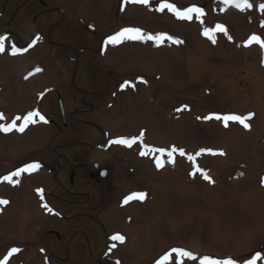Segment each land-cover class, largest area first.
<instances>
[{"label":"rangeland","instance_id":"rangeland-1","mask_svg":"<svg viewBox=\"0 0 264 264\" xmlns=\"http://www.w3.org/2000/svg\"><path fill=\"white\" fill-rule=\"evenodd\" d=\"M24 1L0 0V36H8L5 51L0 53V113L5 117L0 124L33 110L43 116L53 115L51 110L58 104L48 90L63 86L70 96L66 99L63 95L61 102L68 128L59 138L60 132L36 118L37 122L23 132L0 131V199L8 201L0 205V264L5 258L6 264H94L69 256L48 263L38 256L46 250L30 244L47 228L68 234L78 228L79 223L70 220L71 204L58 202L68 207V211L62 210V219L56 214L49 216L43 207L46 203L60 208L54 204L57 189L52 173L57 171V163L63 162L61 156L67 149H82L81 142L102 144L108 137L106 146L111 145L112 136L132 138L141 132L140 145L169 150L175 146L186 155L174 153L172 163L166 155L150 149L146 151L147 161L121 150L120 144L106 152L110 161V153L126 160L133 187L151 195L146 204H137L132 210V227L138 225V229L128 230L124 222L109 218L103 221L107 231L125 235L124 246L114 252L123 256L120 264H143L137 263L142 257L154 256L171 245L191 252L196 259L169 251L168 260L162 264H201L205 257L249 264L257 254L260 259L256 264H264V48L255 43L245 46L253 34L264 39V12L259 9L264 0H250L253 7L243 11L222 0H168L181 11L190 4L204 9L207 18H194L193 13L191 20L179 19L168 9L157 11L163 0H150L148 5L128 0H45L54 10L43 16H36L43 7L35 10V3L20 8ZM216 25L225 26L228 35L217 31L213 43L203 35V28ZM124 27H138L152 35L166 33L182 43L165 39L160 43L128 40L105 45L110 35ZM89 29L95 34L93 40ZM13 43L21 49L15 55ZM81 63L86 69L80 71L82 79L91 82L80 87L94 86L95 78H103V69L112 71L111 78L136 87H127V102L116 103L109 95L102 97L101 108L103 104L111 109L116 106L120 113L113 108L114 112L101 109L99 113L93 111L96 115H74L84 124L92 123L95 133L87 132L86 127L87 131H75L70 125L71 109L88 108L89 102L96 104V97L101 96V91L92 93L94 89L88 88L83 98L75 88L79 84L76 66ZM92 63L100 67L92 69ZM37 67L42 71L35 72ZM72 95L76 100L71 101ZM249 113L253 115L246 121L248 129L235 121H228L226 127L223 120L203 119L211 114ZM22 123L17 121L18 126ZM201 149L225 154L196 156ZM188 155L195 156V164L214 183L199 172L190 175L195 168ZM157 160L163 167L153 170L150 161ZM39 161H47L48 167L22 172L13 177L18 183L3 180ZM123 166L121 162L116 167ZM37 189H43V200ZM70 196L59 197L69 202L82 200ZM83 240L76 238V242ZM13 248L19 251L12 254Z\"/></svg>","mask_w":264,"mask_h":264},{"label":"flooded vegetation","instance_id":"flooded-vegetation-1","mask_svg":"<svg viewBox=\"0 0 264 264\" xmlns=\"http://www.w3.org/2000/svg\"><path fill=\"white\" fill-rule=\"evenodd\" d=\"M28 2L35 3V10H37L38 7H43L41 11H38L36 13V16H43L54 10V7L48 6L45 0H26L20 4V8ZM193 6L202 8L195 4H190L189 8ZM73 8L74 6L71 5L70 9ZM204 17L207 18L206 15ZM90 32H92L93 40L95 34L93 30H90ZM91 66L92 69L100 67L99 65H96L94 63H92ZM77 68L79 69V74H77L79 77V84L78 86H74H76L75 88L81 91L82 97L85 98L87 96L89 92L88 88L94 89L91 90L92 93L101 91L99 93L101 94V96L96 97V104L94 102H89V106L86 105L87 102L83 100V105H86L88 108L85 107L83 108V110H78L80 108L71 109L72 112L70 113V125L74 130L76 128L80 129L81 131L86 130L87 128V132L95 133L97 129L92 123H90L91 125L84 124L85 122H83V120L75 117L74 115L81 113H90L92 115H96L93 111L97 110L96 113H99L101 109H109L113 112L114 110H116V113H120L118 107L116 106L113 107L114 110H112L113 108L111 109L104 104L101 108L102 104L100 102L104 95H109V97H111L112 99L117 100L116 103H120L122 101L127 102L128 88L123 87L124 84L121 81L111 78L112 71L107 70L106 72V70L104 69L101 73V78H103L99 79V77V80L95 78L94 81H92V83L95 84L94 86L86 85L85 87H80V85L84 83L90 84L91 80L89 81V83H87L82 79L83 77L80 74V71H86L82 63L79 66H76V69ZM108 72H110V75H108ZM104 73L106 74V76H104ZM100 86L101 90H96ZM61 87L50 88L48 90V94L51 97L55 95L58 107L51 110L54 111L53 115L49 116L47 114H44V117L47 120V124L54 128L57 132H60L59 135H61L59 138L62 137V132H65V130L68 128L66 109L63 106V103H61L63 101L62 97L63 95L66 99L70 97L67 92L62 90L63 88ZM64 88H67V86H64ZM135 88V86H131L132 90ZM72 100H76V96L72 95L71 101ZM94 105H96L97 107L95 108ZM77 106H79L78 103ZM81 145L82 149L80 150H65L66 153L61 156L64 159L63 162L61 164L57 163L58 169L56 172L53 171L52 173L54 187L57 189V195L54 196V204L56 206H59L60 208L54 207L53 205L52 207L48 206V209H51V211L45 208V211L49 214V216L56 214L60 217V219H62L64 218L61 214L62 210L68 211V207H62L58 202L71 204L73 208L69 210L73 215L70 217V220H75V222H78V228H76L72 233L68 234L62 229L57 230L50 227L45 229L43 233L38 234L37 237H34V239L31 240L30 244L33 248H38V250L39 248L46 250V252L43 251L42 254L38 256L40 259H42V261H47L48 263H50L51 260L57 263L61 259L69 256L68 258H74L75 261H79L81 259L82 262H91L94 264H117V262H119L120 264L122 263L121 257L123 256L116 255L114 254V252L117 251L119 247H122L124 245H121L122 243L119 241H113L111 237L115 234H120L122 236L125 235L121 232L107 231L104 227L105 223H103V221L106 218H109L113 221L124 222L128 230H132V228L138 229V225L132 227L131 222L134 218L132 215V210L136 207L137 204H146L151 195L148 191L141 190V192L146 194L143 201L131 200L127 204H125V197L133 193H141L138 192V190H136V188H134L132 185V176L128 174L130 173V170L128 167H126L127 161L121 159V156L119 158L116 154L114 156V154L112 153H110L112 157L110 161L107 155L108 153H106L110 151V146L105 148L104 145L99 142L92 145L87 141H84L83 143L81 142ZM121 150H127L128 153H133V155L138 159L147 161V157L139 156L136 145L132 147L121 146ZM121 162L124 166L121 168H117V164ZM39 164L41 165L42 170L46 169L42 166L48 167L49 165L47 161H39ZM150 164L153 170H158L157 165L152 161H150ZM115 168H117V170ZM125 188L129 190L125 191ZM64 195H71L70 197L74 196L82 200L78 202L65 201L63 200V198L59 197H63ZM153 197L157 198L156 196ZM76 205L78 207L74 208V206ZM86 224L89 226V228H83V225ZM77 237H83L84 240L82 242H76ZM51 249L54 250L52 251ZM173 249L180 248H177L176 245H171L164 251L159 252L154 256L149 254L145 255L137 263L162 264L161 261H163L164 257L167 256L169 251H173Z\"/></svg>","mask_w":264,"mask_h":264},{"label":"snow or ice","instance_id":"snow-or-ice-1","mask_svg":"<svg viewBox=\"0 0 264 264\" xmlns=\"http://www.w3.org/2000/svg\"><path fill=\"white\" fill-rule=\"evenodd\" d=\"M128 2L148 5L150 3V0H128ZM222 2L225 4H234V6L236 8H238L242 11L245 9H251L253 7V4L250 3L249 0H222ZM165 9H168L169 11L173 12L177 16V18L184 19V20H191L193 13L196 14L197 18H201L204 15V11L202 8L193 6V7H190L188 9L184 10V11H181V10L177 9L174 4L168 2V0H163V2H161L159 4V7L156 10L163 12ZM259 9H260V11L264 12V3H261L259 5ZM201 24L203 25V20H201ZM262 27H264V24H262ZM217 31L222 32L225 35H228L227 29L223 25H216L215 28L204 27L203 28V35H205L206 37L211 39L213 43H215L216 42L215 41V33ZM7 39H8L7 35L0 36V53H3L5 51V41ZM39 39H40V37H36L37 41ZM165 39L173 41L174 43H182V41H179V40L175 39L173 36L168 35L166 33H159L156 35H152V34L144 33L138 27H124L121 30H119L118 32H116L114 35H110L107 38V40L105 41V45H108V44L117 45L119 43H122V42L128 41V40H131V41L152 40V41H156L157 43H160V42H163ZM228 39L231 40L232 37L228 36ZM253 42L256 44H259L261 46V48H264V39H262L260 35L253 34L249 38V40L245 46H248ZM33 44H34V42H33ZM11 50H12L13 55H15L21 51V49L18 48L14 43L11 45ZM23 50L26 51L27 49H23ZM40 71H42V69H40L39 67H37L35 69V72H40ZM140 79L142 80V82L146 83V81H143V78H140ZM128 86L134 87V85L131 84V82L125 81L123 87H128ZM252 115H253L252 113L247 114V116H241V115H236V114H228V115L221 116L218 114H211L207 117H203V119L210 120V119L214 118L216 120H223L225 122L226 127H227L228 121H235V122H239L240 124H242L245 129H248V128H250V125L248 123H246V121L250 120L252 118ZM36 118H38L40 122H45V123L47 122L46 118L39 112V110H33V111H30L29 113H27V115H25L23 117L16 116L8 124H0V131L10 132L13 129H17L18 131L23 132L29 124H34L37 122ZM197 118L200 119V117H197ZM4 119H5V117L3 116L2 113H0V120H4ZM19 120H23V123L18 126L17 121H19ZM143 135H144V133L141 132L139 137L118 138V139L110 141V143L120 144V145H124L127 147H131L133 144H136L137 141H139L142 144L143 143ZM144 147L148 148L149 146L144 145ZM150 150L166 155L169 158V162H172V163L175 162L173 159L174 153L178 152L180 156L186 155V153L183 149H177L175 146H172L170 150L165 149V148L150 149ZM203 153H209L211 155H224L225 154L223 151L216 152V151H213L211 149H201L200 152L196 153V156H199ZM140 154L141 155H147L146 152H141ZM188 159L193 162V166L195 168V171L190 173V175L195 176L196 172H199L205 180H207L210 183H214V181H212L211 177L207 174V172L195 164V156L188 155ZM40 167H41V165L39 163L29 164L26 167L19 169L15 172L11 173L10 175L3 177V180L7 181L9 183H18L19 181H13V177H19L22 172H32V171L38 170ZM157 167L158 168L163 167V163L160 160H157ZM37 193L40 195L41 199L43 200V198H44L43 189H37ZM145 196H146V194L143 192L133 193V194L125 197L124 203L127 204L131 200L143 201L145 199ZM7 203H8L7 200L0 199V205H5ZM43 207L48 209V205L46 203L43 205ZM48 210L51 211V209H48ZM111 239L113 241H119V242L123 243L125 240V237L120 235V234H115L111 237ZM113 246H115V245H113ZM18 251H19V249L13 248L11 250V253L14 254ZM173 251L177 252L180 256L188 257L191 260L196 259L195 255H193L189 251H184L182 249H173ZM168 258H169L168 256H165L164 260H168ZM257 259H260L259 254H257V256L252 261H250L249 264H256ZM6 261H7V258H5L4 264H6ZM117 264H119V262H117ZM201 264H235V261L232 259H227V260H223V261H212L209 258L205 257L201 261Z\"/></svg>","mask_w":264,"mask_h":264}]
</instances>
